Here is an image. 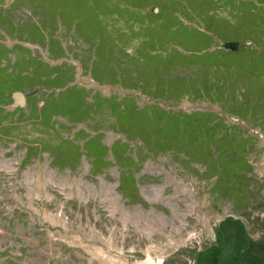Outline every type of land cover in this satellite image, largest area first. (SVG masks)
I'll list each match as a JSON object with an SVG mask.
<instances>
[{
  "label": "rangeland",
  "instance_id": "1",
  "mask_svg": "<svg viewBox=\"0 0 264 264\" xmlns=\"http://www.w3.org/2000/svg\"><path fill=\"white\" fill-rule=\"evenodd\" d=\"M0 264H264V0H0Z\"/></svg>",
  "mask_w": 264,
  "mask_h": 264
},
{
  "label": "water",
  "instance_id": "2",
  "mask_svg": "<svg viewBox=\"0 0 264 264\" xmlns=\"http://www.w3.org/2000/svg\"><path fill=\"white\" fill-rule=\"evenodd\" d=\"M221 47L224 49H229L232 51H237L239 49L240 43L238 40H233V41H222L220 43ZM15 97V103L22 105L24 103V96L21 92L15 91L14 93Z\"/></svg>",
  "mask_w": 264,
  "mask_h": 264
},
{
  "label": "trees",
  "instance_id": "3",
  "mask_svg": "<svg viewBox=\"0 0 264 264\" xmlns=\"http://www.w3.org/2000/svg\"><path fill=\"white\" fill-rule=\"evenodd\" d=\"M60 1H63V0H60ZM226 50H229V49H226ZM232 51V50H230ZM236 51H233V53H235ZM118 110L121 111L120 107H118Z\"/></svg>",
  "mask_w": 264,
  "mask_h": 264
}]
</instances>
